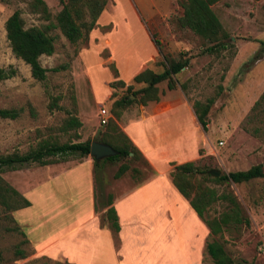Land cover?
<instances>
[{
  "label": "rangeland",
  "instance_id": "1",
  "mask_svg": "<svg viewBox=\"0 0 264 264\" xmlns=\"http://www.w3.org/2000/svg\"><path fill=\"white\" fill-rule=\"evenodd\" d=\"M43 1L48 8V19L28 11L26 0H0V66L12 65L17 70L15 76L0 81V108L19 111L14 119L0 118V154L25 152L43 140L57 143L94 141L97 133L104 129V125L98 122V109H108L112 93L115 96L124 93V87L110 86L118 79L109 58L111 51L115 65L121 70L129 68L130 64L132 68L133 60L139 64L145 62L146 67L158 73L163 68L161 54L178 58L183 53L188 58L186 67L173 76L174 87L182 86L181 90L191 105L194 100L213 99L207 113L206 130L201 129L212 145L207 147V154L199 149L202 155L192 160L200 169L219 170L220 175L264 161L262 116L250 111L264 90V46L261 44L264 41V0H219L212 4L211 8L227 36L224 39L226 46L211 53L205 51L208 43L204 39L175 26L174 18L181 14L180 0H106L95 26L75 43H70L57 27L48 29L54 38V50L50 55L39 57L40 64L47 71L43 81H36L30 76L28 66L12 54L3 23L15 9L20 11L25 27L54 23L61 2ZM80 53H88L85 57L92 64L89 73ZM100 57L101 64L97 61ZM104 80L109 92L102 102ZM91 85L95 94L90 93ZM157 88L160 93L165 92L166 81L159 82ZM139 106L137 103L128 105L121 111L120 118L122 115L133 117ZM69 117H75L79 125L67 128L65 123ZM86 156L89 155L55 156L52 158L54 163L49 165L23 164L15 169L2 170L0 177L31 199L33 203L27 210L35 211L29 216L35 218L37 211L42 212L37 200V184L61 167L75 165ZM119 163L102 161L96 170L98 202L105 200L107 194L113 197L118 193L120 182H133L129 170L118 178L113 177ZM129 165L143 169L141 161ZM46 182L50 184L51 181ZM208 185L217 191L226 189L232 192L247 216L248 224L222 236L206 234L205 243L212 239L222 241L232 264H264V176L241 183L208 182ZM69 195L59 193L56 198L67 202ZM18 210L5 212L0 208L1 264H73L67 258L49 257L35 251L22 235L16 217L27 216L28 212ZM220 210L221 205L216 203L211 206L209 214ZM67 213L52 212L53 218L46 215L49 219L45 225L34 232L43 231L44 227L49 229ZM25 234L30 237L27 232ZM24 239L27 242H23ZM19 252L24 255L20 257ZM199 264H212L204 249Z\"/></svg>",
  "mask_w": 264,
  "mask_h": 264
},
{
  "label": "crops",
  "instance_id": "2",
  "mask_svg": "<svg viewBox=\"0 0 264 264\" xmlns=\"http://www.w3.org/2000/svg\"><path fill=\"white\" fill-rule=\"evenodd\" d=\"M111 53L116 80L125 84L147 68L145 62L131 60L132 68L130 64L121 70ZM87 54L80 56L89 73L92 64L87 62ZM101 59H97L99 64ZM104 82L102 102L109 92ZM89 90L95 94L92 85ZM95 91L97 96V88ZM116 122L147 162H141L143 169L131 165L141 173L133 175L129 170L133 182H120L119 192L111 197L119 225L116 240L108 228L99 225L98 213L104 210V200L98 202L96 198L99 179L93 172L91 156L61 167L37 184L42 212L29 217L36 213L27 210L33 203L30 199L29 206L17 211L28 215H16L25 238L35 251L67 258L73 264H199L207 229L169 177L171 163L195 160L202 155L199 149L207 154V147L212 145L197 123L191 103L177 85L160 93L157 101L140 105L133 117L122 115ZM48 179L52 185L46 182ZM59 193L70 194V200L57 199ZM52 212L68 215L49 229L34 232L45 225L49 219L46 215L53 218Z\"/></svg>",
  "mask_w": 264,
  "mask_h": 264
},
{
  "label": "trees",
  "instance_id": "3",
  "mask_svg": "<svg viewBox=\"0 0 264 264\" xmlns=\"http://www.w3.org/2000/svg\"><path fill=\"white\" fill-rule=\"evenodd\" d=\"M61 8L54 15V23L50 22L45 26H24L20 11L13 10L4 20L3 28L5 38L12 54L22 60L29 68L30 76L36 81H43L46 77L47 68L39 62L41 55L52 54L54 38L48 33V29L57 27L61 34L70 42L86 35L96 24V19L102 12L106 0H59ZM219 0H180L181 14L174 18L175 26L180 30H189L193 34L204 39L208 45L204 48L206 52L218 51L226 46L227 36L211 5ZM28 11L39 13L45 19L49 18L46 3L43 0H26ZM264 10V3L262 5ZM154 43L158 46L157 41ZM264 46V41H261ZM162 70L158 73L149 69L136 73L129 83L116 80L110 83L124 87L122 95H110L107 118L103 124L104 129L97 133L94 141L106 144L115 151L114 155L105 156L99 160L92 158L93 172L99 168L102 161H120L113 173L114 178L123 175L130 170L133 175L141 173L136 167L129 164L134 161H141L147 165L139 150L133 145L130 139L122 132L117 124L121 111L128 105L137 103L145 105L150 101L159 99L157 84L166 81V88L174 87V78L181 68L186 67L188 58L180 53L178 58H171L161 54ZM56 70V68H53ZM114 73H116L114 71ZM17 74L12 65L0 66V81L11 78ZM134 84L137 87H134ZM182 89V86H179ZM129 96L133 97L132 99ZM213 99L207 98L204 102L194 100L192 102L193 112L200 128L205 131L207 125V113ZM250 111L259 113L262 116L264 134V90L253 102ZM19 111L15 108H0L1 119H14ZM79 121L75 117L66 120V127H76ZM90 141L76 142H49L40 141L33 148L25 152L12 151L0 154V172L5 169H15L17 166L26 164L39 166L54 163L55 156H64L77 153L80 156L89 152ZM264 176V161L254 164L244 170L229 171L217 177H212L208 169H200L193 161L182 163H171L169 177L176 190L187 201L195 215L201 220L207 229L209 236H222L225 232L235 231L243 225L248 224V218L243 213L242 207L234 194L226 189L217 191L208 185V182L222 183L230 181L241 183L253 178ZM96 181V178H95ZM220 204L221 210L210 215L212 205ZM30 205L21 193L9 185L0 177V208L5 212L15 211ZM104 210L98 213L99 225L108 228L113 239L116 240V233L119 230L116 212L111 205V196L107 194L102 202ZM94 210L97 211L96 205ZM23 235V232H21ZM23 242H27L24 239ZM204 251L210 258L212 264H232V258L224 250L222 241L217 239L208 240L205 243ZM20 257L24 254L19 252ZM1 264V262H0Z\"/></svg>",
  "mask_w": 264,
  "mask_h": 264
},
{
  "label": "water",
  "instance_id": "4",
  "mask_svg": "<svg viewBox=\"0 0 264 264\" xmlns=\"http://www.w3.org/2000/svg\"><path fill=\"white\" fill-rule=\"evenodd\" d=\"M182 69V68H181ZM115 151L111 149L106 144L100 143L98 141H91L89 145L88 155L92 158L99 160L105 156L114 155ZM209 173L212 177H217L219 175V170L210 169Z\"/></svg>",
  "mask_w": 264,
  "mask_h": 264
},
{
  "label": "built area",
  "instance_id": "5",
  "mask_svg": "<svg viewBox=\"0 0 264 264\" xmlns=\"http://www.w3.org/2000/svg\"><path fill=\"white\" fill-rule=\"evenodd\" d=\"M98 116H99V119H98V122L99 124H104L108 118V111L101 107L98 109ZM218 143H221L220 141Z\"/></svg>",
  "mask_w": 264,
  "mask_h": 264
}]
</instances>
